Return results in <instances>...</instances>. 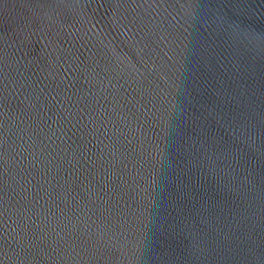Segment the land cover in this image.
<instances>
[{"label":"water","instance_id":"water-1","mask_svg":"<svg viewBox=\"0 0 264 264\" xmlns=\"http://www.w3.org/2000/svg\"><path fill=\"white\" fill-rule=\"evenodd\" d=\"M0 264H264V0H0Z\"/></svg>","mask_w":264,"mask_h":264}]
</instances>
